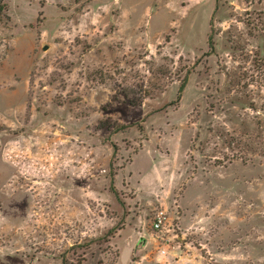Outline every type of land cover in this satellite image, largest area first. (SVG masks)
<instances>
[{"label": "rangeland", "instance_id": "374dc122", "mask_svg": "<svg viewBox=\"0 0 264 264\" xmlns=\"http://www.w3.org/2000/svg\"><path fill=\"white\" fill-rule=\"evenodd\" d=\"M0 264H264V0H0Z\"/></svg>", "mask_w": 264, "mask_h": 264}, {"label": "built area", "instance_id": "2783aa9c", "mask_svg": "<svg viewBox=\"0 0 264 264\" xmlns=\"http://www.w3.org/2000/svg\"><path fill=\"white\" fill-rule=\"evenodd\" d=\"M164 220L165 216L163 214H159L154 224L155 229H161L163 227Z\"/></svg>", "mask_w": 264, "mask_h": 264}, {"label": "trees", "instance_id": "16d2710c", "mask_svg": "<svg viewBox=\"0 0 264 264\" xmlns=\"http://www.w3.org/2000/svg\"><path fill=\"white\" fill-rule=\"evenodd\" d=\"M210 40H211V38H210Z\"/></svg>", "mask_w": 264, "mask_h": 264}]
</instances>
